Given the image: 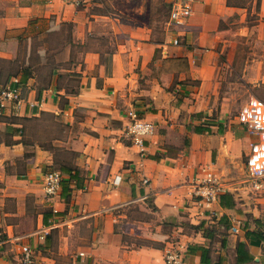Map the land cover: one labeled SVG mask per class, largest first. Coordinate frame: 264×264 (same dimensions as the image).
I'll list each match as a JSON object with an SVG mask.
<instances>
[{
  "label": "crops",
  "instance_id": "0c3cea01",
  "mask_svg": "<svg viewBox=\"0 0 264 264\" xmlns=\"http://www.w3.org/2000/svg\"><path fill=\"white\" fill-rule=\"evenodd\" d=\"M184 1L190 16L161 40H145L137 18V27L104 58L91 41L97 16L86 7L0 0V61L9 63L0 66V90L20 89L0 113V228L23 236L34 264H55L61 255L72 264H164V252L180 244L184 264H202L192 244L208 249L209 264H264V195L239 196L230 184L224 204H211L215 218L202 219V230L192 224L201 213L192 190L204 172L229 173L230 163L249 151L250 134L237 119L221 129L195 114L214 78L212 47L226 17L243 21L255 14L245 27L258 31L264 0ZM55 34L66 56L49 63ZM32 41L39 42L41 60L26 58L14 68L22 44ZM156 53L159 63H151ZM163 63L175 66L169 74L177 75L176 83L154 73ZM131 108L154 125L142 148L126 134ZM52 168L62 179L58 194L48 196L42 178ZM41 229L48 232L42 239ZM238 242L245 246L241 261ZM18 255L7 242L0 264H19Z\"/></svg>",
  "mask_w": 264,
  "mask_h": 264
},
{
  "label": "rangeland",
  "instance_id": "374dc122",
  "mask_svg": "<svg viewBox=\"0 0 264 264\" xmlns=\"http://www.w3.org/2000/svg\"><path fill=\"white\" fill-rule=\"evenodd\" d=\"M81 3L80 6L86 7V14L97 16L93 27L95 35L92 36L91 41L97 44V49L104 54V58H108L116 47V43L123 41L129 31L137 27V18L143 20L141 22L139 19L138 32L145 36V40H161L164 32L173 26L169 18L173 3L167 4L165 0H87L85 5ZM236 17L232 15L222 19L220 36L216 45L212 47L211 53L215 70L212 85L206 89L201 111L195 113L198 118L206 117L204 122L213 123L215 126L221 124V129L229 125L233 127L235 124L233 121L251 96L264 102V24L260 25L258 31L251 30L245 26L249 25V19H256L255 14H252L250 18L246 15L243 21ZM111 18L115 21L113 22ZM140 26L143 28L140 29ZM55 35L48 40L51 48L46 57L49 63L66 56L61 34ZM38 46V41H32L31 44L23 43L19 58L13 67H17L20 61L21 63L26 62L28 58L31 63H38L42 55L37 52ZM158 58V53L154 54L151 63L153 61L159 63ZM8 65V62L0 61V66ZM170 68L174 69L175 66L163 63L158 70L154 69V73H161L162 79L164 73H167L166 81L174 84L178 79L176 74L170 76ZM37 126L34 123V134H40L42 131L40 125ZM47 130V128L44 130L45 133ZM245 161L246 156L241 154L236 162L230 163L231 171L219 176L227 187L231 184L236 190L242 192L239 196H246L253 200L256 194L264 195V182L261 189L256 190L249 186L245 180ZM196 216L200 218L201 214L198 213L194 217ZM213 218L215 215L210 214L208 220ZM204 220L207 221V219ZM192 224H198V222L195 221ZM209 225L213 224L209 223ZM203 226L205 227L203 224L195 229L202 230ZM57 243L59 244L58 241ZM54 249H56V244ZM55 262V264H72L70 257L66 255L59 256Z\"/></svg>",
  "mask_w": 264,
  "mask_h": 264
},
{
  "label": "built area",
  "instance_id": "2783aa9c",
  "mask_svg": "<svg viewBox=\"0 0 264 264\" xmlns=\"http://www.w3.org/2000/svg\"><path fill=\"white\" fill-rule=\"evenodd\" d=\"M73 5H79L83 0H64ZM191 14L190 3L184 0H176L170 9V21L173 24H183ZM174 44L178 39L173 40ZM20 94L19 87L7 85L0 90V113L7 100H17ZM129 118L126 125V134L133 144L142 148L144 140L152 133L154 125L144 119L136 109L127 111ZM237 122L243 125L250 134L249 151L245 161V180L254 189H260L264 182V102L251 96L242 106L237 116ZM62 172L60 169L52 168L46 171L42 178V187L46 195L58 194L61 186ZM227 186L220 176L214 172L206 170L204 175L198 180L192 190L194 202L200 210V219L208 218L207 215L214 214L211 211V204L219 200V195L225 192ZM207 211V214L205 213ZM210 211V212H209ZM206 215V217H205ZM232 231L239 232V226H232ZM48 232L41 229L37 234L40 239L44 238ZM11 238V240H9ZM22 235L9 237L0 228V248L7 242H13L18 248L19 264H34V249L22 240ZM184 247L180 244L171 247L164 252V264H184Z\"/></svg>",
  "mask_w": 264,
  "mask_h": 264
},
{
  "label": "trees",
  "instance_id": "16d2710c",
  "mask_svg": "<svg viewBox=\"0 0 264 264\" xmlns=\"http://www.w3.org/2000/svg\"><path fill=\"white\" fill-rule=\"evenodd\" d=\"M2 87H5V85L2 86ZM194 130L196 132H201L204 129L199 128L198 126H195ZM226 198H228V193H221L219 195V202H220L221 205L224 204ZM203 224H204L203 221H200L198 224H194V225H195V227H200ZM244 247L245 246H244L243 242H238L236 244V251H237L236 260L237 261H241V259L239 258V255L242 256V254H245ZM190 250H195V251L199 252L200 261H201L202 264H209V256H208V249L207 248L202 247V246L197 245V244H192V245H190ZM245 258L248 260L249 259L248 255Z\"/></svg>",
  "mask_w": 264,
  "mask_h": 264
}]
</instances>
